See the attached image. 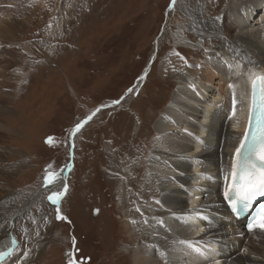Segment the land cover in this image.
<instances>
[{
  "label": "rangeland",
  "instance_id": "1",
  "mask_svg": "<svg viewBox=\"0 0 264 264\" xmlns=\"http://www.w3.org/2000/svg\"><path fill=\"white\" fill-rule=\"evenodd\" d=\"M188 2L201 3L212 19L231 0ZM14 15L21 33L0 70L8 111L0 107V182L7 185L0 231L13 235L18 256L9 264H69L73 257L76 264H135L122 189L128 179L141 186L157 136L153 123L187 76L185 65L166 59L176 50L192 63L197 52L176 38L188 20L171 0H32L29 11ZM89 116L71 150L72 130ZM71 152L59 204L65 219H57L47 196L64 191ZM46 169L58 177L49 188Z\"/></svg>",
  "mask_w": 264,
  "mask_h": 264
},
{
  "label": "bare ground",
  "instance_id": "2",
  "mask_svg": "<svg viewBox=\"0 0 264 264\" xmlns=\"http://www.w3.org/2000/svg\"><path fill=\"white\" fill-rule=\"evenodd\" d=\"M31 1L0 0V70H5L2 64L8 61L1 58L10 55L23 25L14 19V12L29 11ZM172 6L188 20L178 29L177 40L197 52L192 63L184 64L187 61L176 50L166 59H172L179 67L185 65L187 76L179 79L170 101L153 123L157 136L139 175L143 179L140 188L132 187L129 179L124 182L132 187L123 186L121 206L134 262L222 264L217 257L219 250L209 251L208 245L196 244L199 241L191 237L192 233L200 234L203 228L199 218L205 216L208 223L202 225L208 233L203 239L223 246V264H264V234L246 233L227 212L224 196L225 176L231 170L238 139L247 125L249 75H264V0H231L229 9L212 19L199 2L194 5L188 0H176ZM3 72L0 77L6 78ZM5 98H0V109L7 113ZM1 155L0 160L5 154ZM194 163H202L212 171L211 177L194 176ZM19 164L23 166L24 162ZM117 164L122 167V162ZM1 169L3 164L0 172ZM66 172L60 182L62 187ZM6 186L0 182V191ZM132 193L134 201L130 202ZM185 198L190 200L192 209L186 207ZM2 208L0 202V218L4 214ZM13 239V235L7 237L0 231V251L11 247ZM17 257L13 253L0 264L13 263Z\"/></svg>",
  "mask_w": 264,
  "mask_h": 264
},
{
  "label": "snow or ice",
  "instance_id": "3",
  "mask_svg": "<svg viewBox=\"0 0 264 264\" xmlns=\"http://www.w3.org/2000/svg\"><path fill=\"white\" fill-rule=\"evenodd\" d=\"M171 3L175 5L176 0H171ZM249 80L251 81L253 95L255 96L257 89L260 92L259 115L256 117L255 127H253L251 115L249 116L248 129L240 140L239 147L235 149L231 170L225 176L227 186L224 196L225 199L230 201L234 210H237L238 204L247 209L258 197L264 198V75L253 72L249 75ZM114 103L119 104L120 101H115ZM233 104L235 105V100ZM91 119L92 116H89L85 121L77 123L71 135L74 137L88 120ZM46 143L51 145L53 139L49 137ZM45 171L46 175L44 176L43 186L49 188L56 183L58 177L55 172H51L48 169ZM66 191L67 185L65 184L64 191H51L47 196L48 201L52 205H56L57 219H65V217L59 214V204ZM247 227L250 232L255 229L264 231V203L258 205L255 215ZM73 243H75V240H73ZM181 243H188L191 246L187 241H181ZM16 250L17 243L13 239L11 247L6 251H0V262H3L6 258H10ZM23 256L27 259L28 253H23ZM69 264H76L74 257L69 260Z\"/></svg>",
  "mask_w": 264,
  "mask_h": 264
},
{
  "label": "water",
  "instance_id": "4",
  "mask_svg": "<svg viewBox=\"0 0 264 264\" xmlns=\"http://www.w3.org/2000/svg\"><path fill=\"white\" fill-rule=\"evenodd\" d=\"M114 105H117L116 103H113V104H110V105H108V106H102V107H100V108H98L99 110H101V109H105V108H107V107H111V106H114ZM95 112H97V109L96 110H94V111H92V113H95ZM85 121V120H84ZM88 121H90V120H88ZM73 136H71V138H70V145H71V150L73 149ZM72 152L70 153V163H69V165H68V167L67 168H69L68 170H67V172H66V178H67V174L69 173V171H70V169H71V166H72ZM97 213H98V210L97 209H95L94 210V212L92 213V219H93V221L95 220V218H96V216H97Z\"/></svg>",
  "mask_w": 264,
  "mask_h": 264
},
{
  "label": "flooded vegetation",
  "instance_id": "5",
  "mask_svg": "<svg viewBox=\"0 0 264 264\" xmlns=\"http://www.w3.org/2000/svg\"><path fill=\"white\" fill-rule=\"evenodd\" d=\"M83 260H85V259H81V258L79 259L80 262H83ZM88 262H89V260H85L83 264H88Z\"/></svg>",
  "mask_w": 264,
  "mask_h": 264
}]
</instances>
